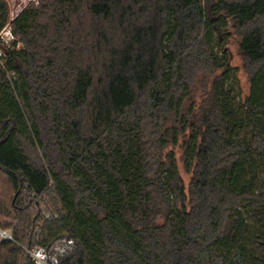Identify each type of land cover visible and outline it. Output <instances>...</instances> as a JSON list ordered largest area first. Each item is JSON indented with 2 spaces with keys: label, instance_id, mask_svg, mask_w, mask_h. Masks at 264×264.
<instances>
[{
  "label": "trees",
  "instance_id": "16d2710c",
  "mask_svg": "<svg viewBox=\"0 0 264 264\" xmlns=\"http://www.w3.org/2000/svg\"><path fill=\"white\" fill-rule=\"evenodd\" d=\"M9 22L0 264L62 236L58 264H264V0H0Z\"/></svg>",
  "mask_w": 264,
  "mask_h": 264
},
{
  "label": "built area",
  "instance_id": "2783aa9c",
  "mask_svg": "<svg viewBox=\"0 0 264 264\" xmlns=\"http://www.w3.org/2000/svg\"><path fill=\"white\" fill-rule=\"evenodd\" d=\"M30 2H38V0H16L15 3L19 7V10L11 14V19H14L17 13L23 10ZM15 38L11 23L9 22L0 30V42L9 48ZM5 57H7V52L0 48V60H3ZM0 236L6 239H13L11 230H0ZM74 245L75 241L72 237L62 236L47 246H36L28 251L36 264H58L59 257L70 253Z\"/></svg>",
  "mask_w": 264,
  "mask_h": 264
},
{
  "label": "rangeland",
  "instance_id": "374dc122",
  "mask_svg": "<svg viewBox=\"0 0 264 264\" xmlns=\"http://www.w3.org/2000/svg\"><path fill=\"white\" fill-rule=\"evenodd\" d=\"M10 6V10H11V14L14 12H17L19 10V7L16 6V0H6ZM212 20L214 21L217 16L215 14H211L210 15ZM222 44L225 45V47L228 50V53L230 55L231 58V63L233 66L238 67L239 71L237 73V85L238 87H240L244 93L247 92L248 87H249V83L247 80V75L245 73V71L242 69V57H241V53H240V49L239 46L237 44V41L235 40V38L233 36H231L227 41L221 40ZM177 153H178V157L181 154V151L179 149H177ZM179 166L181 169V172L183 174V176L185 177L186 181H189V176L186 175L184 173L183 167H182V162L181 160H179Z\"/></svg>",
  "mask_w": 264,
  "mask_h": 264
}]
</instances>
